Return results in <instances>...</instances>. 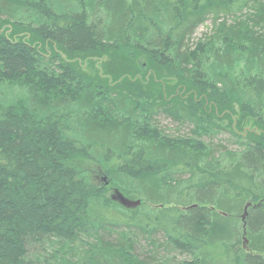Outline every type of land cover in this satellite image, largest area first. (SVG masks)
Wrapping results in <instances>:
<instances>
[{
  "label": "trees",
  "instance_id": "1",
  "mask_svg": "<svg viewBox=\"0 0 264 264\" xmlns=\"http://www.w3.org/2000/svg\"><path fill=\"white\" fill-rule=\"evenodd\" d=\"M0 264H264V0H0Z\"/></svg>",
  "mask_w": 264,
  "mask_h": 264
},
{
  "label": "rangeland",
  "instance_id": "2",
  "mask_svg": "<svg viewBox=\"0 0 264 264\" xmlns=\"http://www.w3.org/2000/svg\"><path fill=\"white\" fill-rule=\"evenodd\" d=\"M224 18V16H223ZM223 18L221 19V21L223 20ZM229 20L231 21L232 20V16L228 17ZM1 29H4L3 27H1ZM8 28H6L7 30ZM211 29H212V20L211 19H208L207 22L200 26L198 28V30L196 31V33L194 34V37H193V41L194 42H197V40L201 37H203L205 34H209L211 32ZM123 58L120 57L118 55V58L117 57H106L105 59H101V60H89L85 63H81L82 67V72H84L89 79H93L94 81H101L102 83H113V81L116 79V78H112V77H109L107 75V73L104 71V65L106 64L107 67L110 69L112 68H119L121 67L122 65H119V64H123L122 62ZM125 64V63H124ZM125 66V65H123ZM96 83V82H95ZM113 85H116L113 83ZM156 121H157V125L162 128L163 130H165V132H168L172 135H175V136H183V135H187L188 134V130H187V127L186 126H179L178 124L174 123L171 119L169 118H166L164 116H159L156 118ZM228 136H225V135H221L219 136V138L217 140H222V142H224V144H228ZM229 145V144H228ZM103 178V179H102ZM104 180V181H102ZM107 179H106V175H98L97 177V183L98 185H102L104 182H106ZM107 191H109V194L111 197L115 196V192L113 191L114 188L111 187V186H107ZM125 197H127L125 194H124ZM114 235V236H113ZM113 237H115V234H112V236H110L111 239H113ZM160 236L158 235L157 236V239H159ZM139 245L146 248V252L150 251L151 249V241H148L147 239H144L143 236H140L139 237ZM145 251V250H144ZM175 254V253H174ZM173 254V255H174ZM180 259H184L183 257H178V260Z\"/></svg>",
  "mask_w": 264,
  "mask_h": 264
},
{
  "label": "water",
  "instance_id": "3",
  "mask_svg": "<svg viewBox=\"0 0 264 264\" xmlns=\"http://www.w3.org/2000/svg\"><path fill=\"white\" fill-rule=\"evenodd\" d=\"M117 199L123 206H125L127 208H135V207H137V206H139L141 204L140 200H138V201L130 200L129 198H126L123 194H121L119 192H117ZM249 206H251L250 203L245 208V213L243 215V220H245V217L247 215V209H248Z\"/></svg>",
  "mask_w": 264,
  "mask_h": 264
},
{
  "label": "bare ground",
  "instance_id": "4",
  "mask_svg": "<svg viewBox=\"0 0 264 264\" xmlns=\"http://www.w3.org/2000/svg\"><path fill=\"white\" fill-rule=\"evenodd\" d=\"M246 242V241H245Z\"/></svg>",
  "mask_w": 264,
  "mask_h": 264
}]
</instances>
